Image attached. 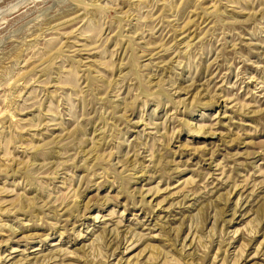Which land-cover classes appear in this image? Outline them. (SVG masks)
Segmentation results:
<instances>
[{"label":"rangeland","instance_id":"obj_1","mask_svg":"<svg viewBox=\"0 0 264 264\" xmlns=\"http://www.w3.org/2000/svg\"><path fill=\"white\" fill-rule=\"evenodd\" d=\"M0 264H264V0H0Z\"/></svg>","mask_w":264,"mask_h":264}]
</instances>
